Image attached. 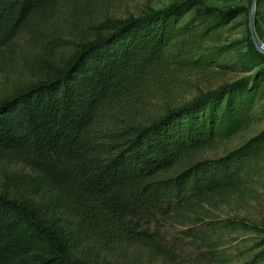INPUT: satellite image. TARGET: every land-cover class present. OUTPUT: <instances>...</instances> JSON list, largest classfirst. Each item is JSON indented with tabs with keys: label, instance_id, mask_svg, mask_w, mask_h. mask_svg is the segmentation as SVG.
Here are the masks:
<instances>
[{
	"label": "trees",
	"instance_id": "16d2710c",
	"mask_svg": "<svg viewBox=\"0 0 264 264\" xmlns=\"http://www.w3.org/2000/svg\"><path fill=\"white\" fill-rule=\"evenodd\" d=\"M62 1L0 0V58ZM224 26L195 1L177 2L107 20L60 65L27 68L33 80L0 97V158L21 168L1 175L0 264H82L88 242L137 239L160 220L202 226V242L218 247L226 232L252 235L236 264H264L263 230L209 211L258 177L264 128L213 153L264 123V55L250 41L254 76L158 116L140 97L170 62L233 69L219 48Z\"/></svg>",
	"mask_w": 264,
	"mask_h": 264
},
{
	"label": "rangeland",
	"instance_id": "374dc122",
	"mask_svg": "<svg viewBox=\"0 0 264 264\" xmlns=\"http://www.w3.org/2000/svg\"><path fill=\"white\" fill-rule=\"evenodd\" d=\"M187 1L190 0H63L43 20L31 21L2 54L0 97L14 86L33 80L29 78L27 68L33 67L35 62L60 65L78 43L92 38L97 25ZM192 1L196 2L198 11H209L216 20L223 19L225 26L219 48L226 49L224 59H230L233 69L213 66L196 69L175 62L168 63L167 70L159 74L154 85H148L140 94L143 104L150 108L147 115L158 116L166 108H176L189 102L200 92L254 76L260 69V62L249 55L248 43L253 41L249 25L251 22L257 48L264 44V0ZM244 66L250 70L247 71ZM263 128L264 123L243 136L220 144L213 155L220 156L231 151ZM256 167L258 177L243 196L232 195L227 202L216 203L214 208H209L214 222L243 221L255 224L264 231V156ZM20 170L19 166L0 158V181L3 172ZM138 232L143 233L133 240L110 237L88 242L78 256L79 261L82 264H236L241 262V254L253 242L252 235L240 231L231 235L224 233L223 247H218V242L208 245L202 242V226H179L168 220L145 225ZM230 244L232 247H229ZM207 252L214 254L211 261H208Z\"/></svg>",
	"mask_w": 264,
	"mask_h": 264
},
{
	"label": "built area",
	"instance_id": "2783aa9c",
	"mask_svg": "<svg viewBox=\"0 0 264 264\" xmlns=\"http://www.w3.org/2000/svg\"><path fill=\"white\" fill-rule=\"evenodd\" d=\"M257 48L259 52L264 53V44H260Z\"/></svg>",
	"mask_w": 264,
	"mask_h": 264
},
{
	"label": "water",
	"instance_id": "95a60500",
	"mask_svg": "<svg viewBox=\"0 0 264 264\" xmlns=\"http://www.w3.org/2000/svg\"><path fill=\"white\" fill-rule=\"evenodd\" d=\"M252 23L250 22V25H249V29H250V34H251V38H252V40H253V43H254V39H253V35H252V25H251ZM258 49V48H257ZM263 54V53H262Z\"/></svg>",
	"mask_w": 264,
	"mask_h": 264
}]
</instances>
